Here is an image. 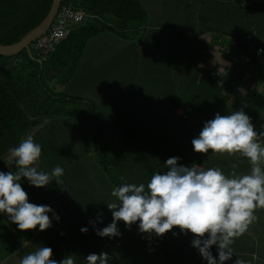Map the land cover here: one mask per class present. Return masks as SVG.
<instances>
[{"label": "trees", "instance_id": "obj_1", "mask_svg": "<svg viewBox=\"0 0 264 264\" xmlns=\"http://www.w3.org/2000/svg\"><path fill=\"white\" fill-rule=\"evenodd\" d=\"M157 1L158 8L153 12L158 16L150 18L142 0H79V3L63 0L62 5L71 4L96 18L71 24L66 37L45 60L33 49L13 56L0 54V164L11 156L10 148L18 147L48 119L58 125L67 124L71 133L68 141L58 138L59 142L48 136L49 131L46 136H42L41 130L32 136L43 147L40 169L46 173L57 166L63 168V162L70 160L73 168L70 184L81 176L89 180L83 164L80 165L83 146L79 142L96 149L99 161L107 163V172L103 174L107 177L112 176L116 167L111 166L105 147L112 139L123 141V137L124 148L120 153L126 152L129 161L141 154L149 157L145 167L140 168L141 173L166 172V161L172 157H178V164L187 167L195 164L207 169L214 168L211 163L222 162L226 166L251 168L245 157L225 154L216 159L211 151L207 155L198 154L192 140L198 138L205 123L217 113L227 115L241 109L250 117L257 133L264 131V0H247V4L240 0ZM157 1L152 2L153 8ZM52 4L53 0H0V44L19 42L44 21ZM149 19L153 20L150 26ZM248 35L250 40L246 39ZM109 38L121 43L119 53H103L113 48L107 47ZM97 53H102L105 60L98 65L90 60ZM117 69H123L124 76L120 79L115 77ZM259 73L263 77L260 86L256 83ZM80 76L89 86L102 83L99 91L102 98L106 95L109 103L119 105L120 109L112 112L113 116L110 114L109 121L90 98L74 95L75 79ZM94 78L96 81L92 82ZM188 79H193L189 85ZM142 81H147L154 93L147 94L141 87ZM241 88L243 93L239 91ZM128 101L129 106L124 108ZM179 109L181 114L177 112ZM111 123L114 129L110 127L106 133V126ZM83 133L90 136L86 138ZM9 162V167L17 170L15 158ZM97 165L100 169L99 162ZM3 169L4 173L9 172L6 163ZM61 177L65 178V173ZM96 181L102 184L97 198L105 202L113 199L111 192L115 186H122L121 182L102 177ZM108 185L110 190L104 188ZM255 212L256 218L264 215V209L257 208ZM77 215L81 219L90 218ZM258 222L255 220L252 225ZM132 227L140 231L138 225ZM258 229L263 234L256 236L255 241L264 243V227ZM9 233L15 236L13 243ZM32 235L29 231L23 234L16 231L10 217L0 213V241L9 244L6 250L0 249V259L9 256ZM145 235L133 232V241L142 242ZM65 236L70 237L69 231ZM150 236L163 242V254L169 262L181 264L176 248H171L176 239ZM183 236L179 233L177 238ZM35 240L50 247L53 256L55 252L62 253L63 238L51 231ZM103 242L106 249L95 245L96 250L114 255L115 242L108 243L110 247Z\"/></svg>", "mask_w": 264, "mask_h": 264}, {"label": "clouds", "instance_id": "obj_2", "mask_svg": "<svg viewBox=\"0 0 264 264\" xmlns=\"http://www.w3.org/2000/svg\"><path fill=\"white\" fill-rule=\"evenodd\" d=\"M78 10L84 11L86 18H96L83 9ZM239 91L243 93L244 89ZM192 145L198 154L207 155L210 151L213 155L239 154L249 160L251 172L238 176L233 171L227 176L219 168L181 166L178 157L169 158L168 170L154 174L147 187L143 183L139 186L125 183L111 192L118 200V203H107L113 222L98 229L97 235L120 236L117 227L120 221L129 229L138 223L141 233L157 236L179 228L185 235L190 232L194 236L192 244L208 264H217L210 251L213 245L218 246L219 264L232 259L234 240L244 235L256 220L255 210L264 209V132L255 131L250 117L242 109L227 115L217 113L205 123ZM41 151L32 135L28 136L18 147L9 149L17 170L0 171V213H6L21 231L38 227L40 232H45L52 226L49 213H53V209L30 203L20 183L22 178H27L30 185L43 188L55 178L61 185L59 177L63 175V168L57 166L51 174L38 171ZM55 218L59 220V216ZM81 231L87 233L88 229ZM52 256L50 247H41L25 255L20 264H57ZM109 258L108 253H92L86 260L87 264H109ZM60 264L75 262L68 256ZM235 264H245V261L238 258Z\"/></svg>", "mask_w": 264, "mask_h": 264}, {"label": "crops", "instance_id": "obj_3", "mask_svg": "<svg viewBox=\"0 0 264 264\" xmlns=\"http://www.w3.org/2000/svg\"><path fill=\"white\" fill-rule=\"evenodd\" d=\"M154 1L157 0H142V3L144 7L146 8L150 18L152 15L157 16V13H155V10L153 12V9L158 8V1L156 3V6L153 8ZM113 20V19H111ZM113 25H115V22H112ZM71 26V25H70ZM209 37H206L207 40H209ZM107 41L110 42V45L107 47H115L117 51L122 49V45L119 41H115L113 38L107 39ZM104 47V48H107ZM99 49V48H97ZM112 52L111 50H108L103 53H109ZM224 57V56H223ZM226 55V60L227 59ZM225 59V57H224ZM228 63V62H227ZM229 70V68L227 69ZM231 71V70H229ZM75 89H79L82 87H88L89 83L86 81L84 82V79L82 76H80L78 79H75ZM82 82V83H81ZM87 83V84H85ZM256 83L259 84V86L263 83V77L261 73L257 76ZM92 85V84H90ZM91 87V86H89ZM179 114L182 113V110H177ZM50 120H45L39 126L32 136L39 132L41 129L42 136H46L48 131L52 129ZM46 124V125H44ZM264 132V131H262ZM41 146V150L43 151V147L41 143L39 144ZM41 151V152H42ZM63 170L65 173V178L59 177V180L62 182L61 185L57 183L55 178L50 182V184L43 188H37L35 186L30 185V183L24 180H21V187L25 190V192L28 194V199L30 203L36 204V205H45L49 206L53 209V213H49L50 219L52 221V226L46 230L51 231L55 236L58 238H63V243L61 246L62 253L55 252L56 256H52V259L57 261V264H60V261H62L64 258L68 256H72L74 259L75 264H87L86 257L89 254L95 253V254H101V253H108L109 255V264H130L128 262H125L129 260L134 254H130L128 252H125V249H135V251H139L137 253L142 252H149L145 257L132 261L131 264H151V263H160V264H173L167 260L165 255L163 254V242L159 243L154 239V237L150 236L149 234L141 233L137 229L131 227L129 229L126 225L123 227H118L119 232L121 233L120 236H117L115 238H112L111 240H105L101 238V236L97 235V230H100V227L102 228V225L104 227H107L110 222L108 219L104 217H99V214H95L91 210L84 209L86 202L91 201H98L102 200V198H97L100 195L101 191V184L99 181H96L97 177L91 181L85 180L83 178H78L74 180V183L70 184L69 181L71 180V177L73 176V168L72 165L69 166L70 160L63 162ZM38 171H41L40 167L41 165L38 164ZM52 170L46 172L47 174H51ZM251 169V168H250ZM250 169L248 171H250ZM63 173V174H64ZM246 174H249V172H246ZM245 175V174H244ZM106 190H110L109 185L107 187H104ZM115 187L112 189L114 190ZM106 200H110L108 197L104 196ZM115 197H113V200ZM84 203V205H83ZM82 214L85 216H90V218H80L79 215ZM59 216V220H57L55 217ZM102 223H100L99 222ZM97 223V227L93 226V223ZM14 228L19 233L23 234L26 231L19 230L18 226L13 223ZM82 228H87V233H83L81 231ZM69 231L70 237H66L65 233ZM181 230L179 228H174L172 231L166 233L165 235L161 237H166L170 240L176 239L177 235L179 234ZM45 232H40L39 228L35 230H29V233L33 234L32 237L29 239L25 238L24 244L17 249H15L9 256L6 258L0 259V264H20V261L25 255L32 254L33 250H37L41 247H47L46 245L39 244L35 240V238L38 235H41ZM137 232L143 234V236H146V239L142 242L133 241L132 233ZM183 233V232H181ZM184 234V233H183ZM185 235V234H184ZM160 237V238H161ZM206 238V237H205ZM194 239V238H193ZM193 239L190 241H181L176 248V256L179 259L181 264H208L207 260H205L202 255L200 254L199 250L195 248L192 244ZM103 241L110 242H118L121 244L120 249H122V253H119L116 255V248L113 249L114 255H111L108 251H97L96 246H101L105 248ZM163 241V240H162ZM96 245V246H95ZM27 248V250H24V248ZM218 246L213 245L210 251L212 252V255L217 260V264H219V256H218ZM233 251L238 250V247L232 248ZM60 259V260H59ZM236 260L226 261L225 264H235Z\"/></svg>", "mask_w": 264, "mask_h": 264}, {"label": "rangeland", "instance_id": "obj_4", "mask_svg": "<svg viewBox=\"0 0 264 264\" xmlns=\"http://www.w3.org/2000/svg\"><path fill=\"white\" fill-rule=\"evenodd\" d=\"M70 2L73 3H79V0H68ZM234 2H237L239 0H233ZM239 2H243L247 4V0H240ZM168 6V5H167ZM187 12V10H186ZM158 16V13H157ZM153 20L149 19V26L151 24ZM173 28V27H170ZM96 50V49H95ZM112 52H120L121 50L117 51L115 47H113L112 49H110ZM96 52V51H95ZM90 60H94L93 62H95L97 65L103 63L104 60V56L102 53H97L95 55V57L91 56ZM115 77L116 78H122L124 76L123 73V69H117L115 70ZM101 77V75H100ZM96 78H94L92 80V82H95ZM188 84L189 85L193 79H188ZM102 81V79H101ZM126 84V83H125ZM101 85L102 83H92L91 87H82L79 89L74 90V95L78 96V97H82V98H90V100H92L95 104H97V108L98 111L102 113L103 118L107 121L110 120V114L112 112H116L118 111L119 105L117 103L111 102L109 103L111 100H107L106 95H104L105 97L102 98L101 94H100V90H101ZM143 87V89L146 91L147 94H152L154 93V90L151 88V86H149L147 81H142L141 84ZM130 102L128 101L124 108H127L129 106ZM124 113L126 111H123ZM114 114H111V116H113ZM120 115V114H119ZM122 119H126L125 116H123ZM68 123V122H67ZM52 129L49 130V134L48 136L52 137L55 141L57 139V141L59 142L58 138H61L62 140L68 141V133H71L70 127L67 124H63V125H58L55 122L50 123ZM46 125V124H44ZM111 129H114V125L111 123L110 126L109 124L106 126V133H108V131ZM40 128V127H39ZM41 130V129H40ZM39 130V131H40ZM56 133V135H55ZM84 137H88L90 136L89 133H83ZM192 138V136L190 137ZM110 140V139H109ZM124 142V137H123V141H116L114 139H112V143L116 144L114 146H112L111 141L109 142L108 146L105 147L106 150V155L108 156V158L110 159V164L111 166L114 165V167H116V169L114 168L113 172L111 173L112 176H107L104 177L103 174H105L106 171V164L107 163H101L99 161V154H97L96 149L92 146L91 148H88L84 143L79 142L80 146H83V153L81 155V164H83L84 169L83 172L85 174V176L88 177V179L91 181L93 179H95L96 177H102V178H107V179H111V180H115L117 182H121L122 185L125 183L128 184H136L137 186H139V184L143 183L145 184V187H147V184L150 182L151 177L156 174L155 172H149V170H145V172L141 173L142 171L140 170V168L145 167V164L148 163L149 157L147 155H137L133 158V161H129L130 159L128 158V154H124V153H120L121 150H123L124 146L121 145ZM49 144V143H48ZM80 147L76 146V151H79ZM79 153V152H78ZM134 153L129 154V157H131ZM209 156V155H208ZM215 156L216 159L221 158L223 155H213ZM239 154L235 155V157H238ZM124 157V158H123ZM230 157V155H229ZM12 158V156H10L5 162H2L0 164V171L4 172L3 169V163H6V167L7 170L9 171H15V168H10L9 167V160ZM41 158L40 157V161L38 162V164H42L41 163ZM127 158V160H126ZM97 162L100 163V169L97 165ZM212 167L214 168H219L225 175L230 176L231 173L233 171H235V173L238 176H242L244 174H246V172H248L249 167L247 165H243L240 167H236L233 168V166H229V165H225L222 162H218V163H211ZM71 165V163H69V166ZM228 169H230V171H227ZM151 171V169H150ZM134 173H138L139 175L141 174V176H134ZM242 173V174H240ZM163 174V173H161ZM82 175V174H81ZM82 178V176H81ZM87 180V179H86ZM101 184V182H100ZM102 186V184H101ZM115 188H118V186H115ZM110 202H117L118 200L117 198H115L114 200H110L109 202H105V201H99V202H95V201H91V202H87L85 203V207L84 209L86 210H91L94 211L95 213L99 214V217H104L106 219L109 220L110 224L113 222V214L112 212L108 209L107 207V203ZM256 211V210H255ZM256 214V212L254 213V215ZM257 221H259L257 224L254 225H250L247 232L236 238L233 242V244L231 245L232 248L238 247L239 249L236 251H233L234 255L232 257L231 260H237L242 259L245 261V264H264V243H260L258 244L255 241V237L259 236L260 234H263V231L258 229V228H263L264 227V215H261V217L256 218ZM100 222V220H99ZM101 223V222H100ZM102 224V223H101ZM135 225H138L135 224ZM125 226L123 221L118 222L117 227H123ZM139 226V225H138ZM254 226H257L258 228H255ZM104 228V226L102 225V228L100 227V230H102ZM3 229V228H1ZM181 233V231L179 232ZM9 235L12 236V243L15 240V236L11 233H9ZM153 235H155L153 233ZM157 236V235H155ZM105 240H111L112 238L109 237H101ZM194 238V236L189 232L187 235H184L181 238H177L175 242H173V244H171V248L172 250H174L175 248L178 247L179 243L181 241H190ZM207 238V237H206ZM106 244L108 245V241H105ZM11 243V245H12ZM10 245V246H11ZM109 246V245H108ZM114 246L117 250L116 255L119 253H122V249H120L121 244L118 242L114 243ZM9 247V244L7 241H0V249H4L6 250ZM101 247V246H99ZM110 247V246H109ZM106 249V248H105ZM105 251V250H104ZM119 252V253H118ZM125 252H128L130 254H134L133 256H138L137 257H132L129 260L125 261L131 264L132 261H137L138 259H141L143 257H145L149 252H142V253H137L139 251H135V249H125ZM137 258V260H135ZM151 264H160V263H151Z\"/></svg>", "mask_w": 264, "mask_h": 264}, {"label": "built area", "instance_id": "obj_5", "mask_svg": "<svg viewBox=\"0 0 264 264\" xmlns=\"http://www.w3.org/2000/svg\"><path fill=\"white\" fill-rule=\"evenodd\" d=\"M85 18L84 11L76 10L71 4L62 5L50 29L36 40L34 50L45 60L50 52L56 50L58 42L66 37L70 25L81 23ZM246 39L250 40L251 36H246ZM258 54L261 55L262 51L259 50ZM93 226L96 227V224L93 223Z\"/></svg>", "mask_w": 264, "mask_h": 264}, {"label": "water", "instance_id": "obj_6", "mask_svg": "<svg viewBox=\"0 0 264 264\" xmlns=\"http://www.w3.org/2000/svg\"><path fill=\"white\" fill-rule=\"evenodd\" d=\"M62 4H63V0H53L51 10L49 14L47 15V17L44 19V21L39 26H37L35 29L30 31L19 42L11 44V45L0 44V54L4 56H13V55L19 54L23 50L30 51L32 43L35 42L42 34L46 33L48 29L51 27V25L53 24L59 12L60 6ZM37 129H35L32 132V134Z\"/></svg>", "mask_w": 264, "mask_h": 264}]
</instances>
